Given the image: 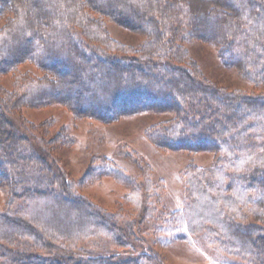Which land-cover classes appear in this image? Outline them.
<instances>
[{
    "label": "trees",
    "instance_id": "1",
    "mask_svg": "<svg viewBox=\"0 0 264 264\" xmlns=\"http://www.w3.org/2000/svg\"><path fill=\"white\" fill-rule=\"evenodd\" d=\"M107 22L145 39L118 42ZM195 40L217 45L222 64L253 88L209 79L187 49ZM26 62L37 71L22 70ZM4 75L0 184L8 199L0 206V264H153L156 256L145 251L152 246L134 244L147 241L146 230L204 243L220 264H264V0H0ZM54 103L102 121L170 112L146 138L163 149L211 150L213 163L186 166L180 207L169 209L162 179L144 183L111 158L94 157L89 175L111 176L139 206L137 217L109 211L74 193L47 141L43 157L25 152L14 134L10 115ZM123 246L133 250L120 252Z\"/></svg>",
    "mask_w": 264,
    "mask_h": 264
},
{
    "label": "rangeland",
    "instance_id": "2",
    "mask_svg": "<svg viewBox=\"0 0 264 264\" xmlns=\"http://www.w3.org/2000/svg\"><path fill=\"white\" fill-rule=\"evenodd\" d=\"M107 26L111 36L118 42L138 45L145 39L142 33L116 23L107 22ZM187 49L203 73L219 85L241 92L253 88L248 79L240 76L235 69L222 64L217 45L195 40L187 43ZM20 68L37 71L35 66L28 62L23 63ZM0 83L8 87L10 75L0 77ZM257 91L261 89H256ZM17 113L19 115H8V119L14 134L23 142L25 152L45 157V145L42 140L47 141L48 151L57 158L74 183L71 187L74 193L82 194L109 211H120L132 217H137L139 206L123 198L129 191L128 187L106 174L89 175L94 157L104 155L111 158L116 164L124 167L128 174L136 176L137 180L144 183L145 177L155 182L162 179L164 189L161 199L169 209L180 207L185 187L182 171L186 166L194 164L198 167H210L213 163L214 153L211 150L163 149L156 147L146 138V129L170 118V112L155 111L153 108L122 115L116 120L102 121L78 116L65 105L54 103L39 108L25 107ZM25 121L34 122V125L30 126ZM58 132L59 137L68 139L69 143L57 142L55 134ZM48 163L51 164V161ZM7 199L8 188L0 184V206H3ZM138 221V226L133 229L136 235L140 236L138 228L143 226ZM150 232L144 231L147 241L143 243L136 239L134 244L137 248L139 245L140 248L146 247L147 244L152 246V251H145L148 256H156L151 259L153 264H220L218 253L204 243L193 241L191 238L173 239L167 235L155 237L150 235ZM85 239H81L83 243L87 242ZM118 250L129 252L133 248L123 246L118 247Z\"/></svg>",
    "mask_w": 264,
    "mask_h": 264
}]
</instances>
